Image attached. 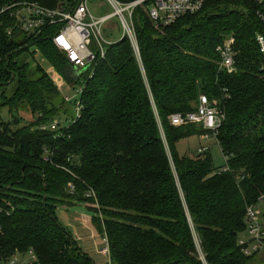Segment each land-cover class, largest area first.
<instances>
[{"label": "trees", "instance_id": "trees-1", "mask_svg": "<svg viewBox=\"0 0 264 264\" xmlns=\"http://www.w3.org/2000/svg\"><path fill=\"white\" fill-rule=\"evenodd\" d=\"M23 1L56 10L82 0ZM259 11L251 0H207L164 28L137 8L139 53L125 36L79 79L52 41L59 26L37 38L9 36L14 21L0 28V110L10 115L0 122V261L32 251L30 264H96L58 218L83 205L107 238L111 264H249L239 238L247 209L264 196ZM230 38L233 73L220 69L217 52ZM45 66L82 88L80 99L66 102ZM202 94L226 115L217 134L221 170L209 150L193 158L178 151L179 142L208 133L171 122L196 112ZM60 115L69 128L41 130Z\"/></svg>", "mask_w": 264, "mask_h": 264}, {"label": "built area", "instance_id": "built-area-1", "mask_svg": "<svg viewBox=\"0 0 264 264\" xmlns=\"http://www.w3.org/2000/svg\"><path fill=\"white\" fill-rule=\"evenodd\" d=\"M88 1L82 0L72 6L50 10L38 2L14 0L10 4L0 5V28L6 26L9 20L14 21V25L7 30L9 36L20 31L37 38L47 28L59 26L60 28L52 37V41L59 50L66 54L71 66L72 77L79 79L83 71L89 68L98 57H105L106 47L115 43V41L108 40L104 30L105 25L112 19H118L120 29L124 31L123 37H129L135 51L139 53L133 24V15L137 8L144 9L154 25L165 28L187 14L199 12L207 0H130L128 2L105 0L113 11L103 17L93 15L88 6ZM251 1L260 6L258 13L264 25V0ZM257 43L263 56L262 70H264V35L257 37ZM233 44L234 41L230 38L217 50L220 58V69L226 70L228 73H233L235 70ZM53 72L55 74V71ZM56 84L60 91L67 86L62 77L56 80ZM74 92L75 98L64 96L66 102L80 99L82 88L74 90ZM75 111L78 119L81 112L79 102L75 104ZM225 119V112L220 108L218 101H210L206 95L202 94L199 97L196 112L176 114L171 118V122L174 126L201 125L208 132L202 137V140L217 141L218 131ZM64 127L65 129L69 128L68 126H61L55 120L50 125L41 126V130L60 131ZM206 151H208L207 147L199 149V153ZM47 154H51L49 150H47ZM51 156L53 155L51 154ZM69 188L71 192L74 191L72 184L69 185ZM86 197L96 198L95 192L90 191ZM245 220L247 227L239 238V245L247 257L255 258L264 254V196L259 199L256 205L247 209ZM103 242L105 243L104 256L107 259V264H111L106 237H103ZM35 257L34 252L30 251L27 254H17L10 259L0 261V264H30L35 261Z\"/></svg>", "mask_w": 264, "mask_h": 264}, {"label": "rangeland", "instance_id": "rangeland-1", "mask_svg": "<svg viewBox=\"0 0 264 264\" xmlns=\"http://www.w3.org/2000/svg\"><path fill=\"white\" fill-rule=\"evenodd\" d=\"M88 6L91 12L93 13V15L96 17H103L105 15L111 14L113 11L105 0H89ZM104 30H105V35L109 38L108 40L110 41H117L124 36V31L120 29L117 18H114L111 21H109L105 25ZM45 67L47 68L48 66H45ZM53 71L54 70L52 68L48 67V72L51 78L56 83V80H58L61 76L57 74V72H55L54 74ZM61 92H63V97L64 96L69 97V98L76 97L74 90L69 85L65 86L61 90ZM66 107L69 109L71 114L74 115V111L72 107H70L69 105H66ZM23 108L24 109L20 113V115L24 119V123H29L28 121H31L32 119L31 115L28 111L27 106H24ZM8 120H10V115H9L8 110H0V122L8 121ZM69 120H71V117ZM57 121L61 124V126H70V122H66V116L60 115V117L57 118ZM202 147H207L208 150L210 151L209 153L211 156V160L216 169L221 170L225 167L226 160L216 140L204 141L197 136L191 137L189 139H185L179 142L178 151L180 152L181 155H187L188 157L193 158L199 154V149H201ZM78 208L79 209H77V211L81 212L82 214H84L85 212L91 218L93 217V215L83 205H80V207ZM62 211L66 212L67 210L61 209L60 212ZM58 214L60 215L59 212ZM91 218L89 219L92 220ZM59 221H60V218H59ZM60 222L61 224H63L62 221ZM98 236H99V240H101L100 235ZM99 248H100L101 254L104 255L103 253L104 248H103L102 243L99 244ZM92 259L95 260L98 264H106L102 256H96V258H92ZM249 264H264V254L258 255L257 257L253 258Z\"/></svg>", "mask_w": 264, "mask_h": 264}, {"label": "crops", "instance_id": "crops-1", "mask_svg": "<svg viewBox=\"0 0 264 264\" xmlns=\"http://www.w3.org/2000/svg\"><path fill=\"white\" fill-rule=\"evenodd\" d=\"M77 209L79 208L74 207L67 210L66 212L59 211L60 215L58 214V216L60 221H62L64 227L73 234L85 253H87L91 258L102 256L105 260V263L107 264V259L103 254H101L99 248L100 243H102L103 248H105L103 236L100 235L101 240H99V234H97L91 223V220L89 219L91 217L85 212L82 214L81 212L77 211ZM95 263L98 264L96 261Z\"/></svg>", "mask_w": 264, "mask_h": 264}, {"label": "water", "instance_id": "water-1", "mask_svg": "<svg viewBox=\"0 0 264 264\" xmlns=\"http://www.w3.org/2000/svg\"><path fill=\"white\" fill-rule=\"evenodd\" d=\"M103 237H105V236L103 235Z\"/></svg>", "mask_w": 264, "mask_h": 264}]
</instances>
